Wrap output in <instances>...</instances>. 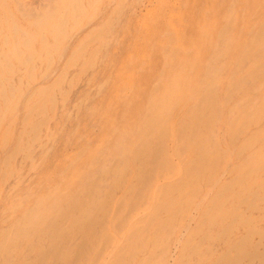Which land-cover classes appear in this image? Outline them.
<instances>
[{
    "label": "rangeland",
    "instance_id": "obj_1",
    "mask_svg": "<svg viewBox=\"0 0 264 264\" xmlns=\"http://www.w3.org/2000/svg\"><path fill=\"white\" fill-rule=\"evenodd\" d=\"M0 264H264V0H0Z\"/></svg>",
    "mask_w": 264,
    "mask_h": 264
}]
</instances>
